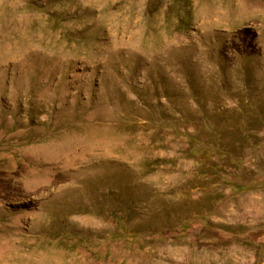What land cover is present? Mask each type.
Returning a JSON list of instances; mask_svg holds the SVG:
<instances>
[{
	"label": "rangeland",
	"instance_id": "obj_1",
	"mask_svg": "<svg viewBox=\"0 0 264 264\" xmlns=\"http://www.w3.org/2000/svg\"><path fill=\"white\" fill-rule=\"evenodd\" d=\"M0 264H264V0H0Z\"/></svg>",
	"mask_w": 264,
	"mask_h": 264
}]
</instances>
